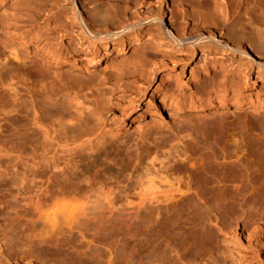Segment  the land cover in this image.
Returning <instances> with one entry per match:
<instances>
[{"label":"rangeland","instance_id":"obj_1","mask_svg":"<svg viewBox=\"0 0 264 264\" xmlns=\"http://www.w3.org/2000/svg\"><path fill=\"white\" fill-rule=\"evenodd\" d=\"M92 1L4 3L10 26L5 21L0 31V52L4 53L0 58V264H264V250L256 247L252 230H245L249 223L264 224V106L168 116V107L162 105L163 101L198 102L210 95L215 103L220 95L243 101L264 98V80H257L258 69L238 55L193 53L188 46L170 43L157 21L149 19L160 16L159 3L154 0L141 6L137 1L127 5L126 0H103L120 21L148 19L134 34L109 42L110 49L122 50L116 59L103 60L91 71L68 70L49 62L46 54L51 50L72 60L82 59L89 40L73 11L76 5L85 12ZM232 1L236 4L239 0ZM163 9L168 26L176 20L179 32L181 26L186 33L192 32L196 23L188 10L175 11L171 20L172 0L163 4ZM253 21L264 24V14L253 16ZM37 58L42 59L44 84L39 82L43 78L34 79L30 72L22 74ZM207 67L210 71L205 74ZM198 71L201 75L196 77ZM61 77L77 83L78 88L90 82L94 90L108 94L109 103L100 107L101 122L89 119L102 129L103 142L98 147L93 144L69 151L58 148L57 140L44 141L40 132L32 136L37 131L32 123L34 105L40 113L45 104L51 109L69 106L64 97H56L62 89L63 82H57ZM224 83L225 89L221 87ZM79 96L86 102L96 99L86 88ZM152 97L156 108L148 103ZM85 114V118L90 115L88 111ZM175 145L185 147L186 156L173 158V153L174 160L162 167H180L187 172L180 170L183 176L179 179L182 184L187 181L191 191L182 194L180 201V194L175 193L174 203L153 201L141 209L137 202L129 204L135 201V184L144 168L154 163L160 168L161 157L172 152V146L174 151ZM148 150L163 155L157 156L159 161L146 162ZM72 156L83 160L75 176L84 178L79 187L84 189L90 180L98 184L95 194L102 196L99 183L108 184L117 203L111 208L114 211L107 206V195H103L105 200H97L92 193L96 204L90 200L88 208L71 214L73 217L56 215L59 219L55 220L47 211L41 214L39 208L44 211L55 202L48 205L42 198L36 205V195L46 193L36 191L40 180L34 176L40 178L47 171V158L61 163ZM130 156L141 159L140 163L130 164ZM72 171H76L73 166L66 169L67 175L62 170L52 171L51 191Z\"/></svg>","mask_w":264,"mask_h":264},{"label":"bare ground","instance_id":"obj_2","mask_svg":"<svg viewBox=\"0 0 264 264\" xmlns=\"http://www.w3.org/2000/svg\"><path fill=\"white\" fill-rule=\"evenodd\" d=\"M5 1L6 0H0V31H2V29L4 28L5 21H6V26L7 25L10 26V24L8 23L9 21L7 22V18H6L9 15L5 16L7 15L6 11L4 10ZM135 1H137L136 3L141 6L147 0H134V1L126 0L127 5H131V3L133 4ZM154 1L159 3L160 16L149 19H154L157 21V23L160 25L162 34L169 40L170 43H173L177 46L179 45L188 46L190 48V51L193 53L196 52L197 50H203L205 52H211L212 54H220L221 56L238 55L240 58L247 60L248 63L251 64L252 68L258 69L259 75L257 77V80L259 81L264 80V24L253 21V16L258 14L260 15L264 14V0H239L236 4L235 1L232 0H214V2L212 0H172V6L174 7V10L172 9L171 11L172 14L171 20H173L172 18L176 17L175 11L184 13L188 10L189 15L192 17V20L195 21L196 24L193 26V30L189 34L186 33V28L184 26H181L183 27L181 28L182 30H180L181 32L177 30L176 28L177 26L175 23L176 20L172 22V27L166 24V21L163 18V15H165L163 4H167L168 0H154ZM86 10L85 12H81L79 8L75 5L73 11L74 12L73 16L75 18L74 20L78 23V26L80 27L84 36H87L89 40V46L87 49L84 50V55L82 59L80 61L72 60V58L65 53L55 52L54 50L53 51L51 50L52 53H50L51 51L48 52L44 49V52L45 51L48 52L46 55L47 58H49V60L51 61H49L45 56L46 60L52 62L58 67L65 66L66 69L68 70L78 68V69H84L86 71H91L95 67L99 66V64L103 60L111 58L112 56H114L113 58L116 59L117 56L122 52L120 48H116L115 50L109 48V42L111 40L118 39L121 37L123 38L127 33H130L131 35L132 33L134 34L139 28L140 24L148 20L146 19L144 21L139 20L135 22H130L128 20L123 21L121 19L120 21V18H118L119 16L115 12L110 11L106 6H104L103 0H93L91 2V8ZM3 15L5 17H3ZM14 18H16L17 20L16 16ZM10 21H12V19ZM17 27L18 25L16 24L15 29L18 30ZM22 28L19 27V29ZM195 31L197 32L195 33ZM2 55H4V53L0 52V58H2ZM41 60L42 59L37 58L36 61L33 62L32 66L28 69V71L23 70L22 74L26 75L29 74L30 72L31 76L34 79H38L40 77L43 78L39 82L44 84V82L45 81L47 82V80L45 79V74H44L45 71ZM204 69H205L204 70L205 74L209 73L210 70L208 67ZM195 75L196 77H199L201 73L198 71V73H196ZM63 79L61 77L58 78L57 80V82L60 84L61 82H63V85L61 84L62 89L57 93L56 97L59 95L64 97L65 102L68 101L69 106L64 108L61 107V108L51 109L50 106H47L45 104L42 108V113H40V110L37 108L36 105H34L33 106L34 117L32 123L36 124L37 131L36 130L33 131L32 136L40 132L44 141L57 140L55 145L58 148H68L70 149L69 151L76 150L77 148L80 150L88 145L90 147L93 144H96L98 147V144L100 145V143L103 142L102 141L103 135L101 133L102 129L100 126H98V124L103 119L101 116L100 107L103 104V102L109 103L110 99L108 98V94L106 92L101 93L99 92V90H94L93 89L94 86L93 85L91 86V84H89L90 82L82 84L81 85L82 87L78 88L77 83L74 85L70 81L72 83V85H70L71 84L70 82L68 81L65 82L63 81ZM179 80H180L179 78L175 77L176 82H180ZM221 85H222L221 87L225 89L226 87L225 83ZM253 85L254 83L250 84V87H252ZM85 88L89 89L94 94V96H96V99L93 100L88 99V102H86L83 99L84 98L83 96L80 97L79 96L80 92ZM212 97L214 96L210 95L208 96V98H206V100H200L198 102L191 101L185 103L184 102L166 103L163 101L162 105L164 107H168V111L167 112L165 111L166 115L168 116H176L187 113L197 114L214 108L218 109L219 110L218 112L220 113V111L223 112L228 108H235L239 110L241 108H248V107L259 108L264 106V98L259 96H257L255 99L250 97L247 101L245 100L243 101V100H233V99L229 100L226 95L223 96L220 95V98L217 103L213 101L214 98ZM47 99H49L50 104L52 105V101H53L52 98L48 97ZM155 102H156V98L152 97L148 103L149 105L154 107ZM70 106H72L73 108L71 109ZM137 109L138 107L134 109V113L137 112ZM87 111L90 113V115L85 118L86 116L85 112ZM129 111L130 108L128 112ZM91 118H93L96 122H98L97 126L95 124L90 123L89 119ZM96 140L97 142H95ZM176 148L177 146L173 151V146H172L171 149L172 152L169 150L170 152H167V154L163 155L161 153V155H163V158L161 157V155L158 154L161 157V160L159 162L161 164L160 168H157L156 165H154L155 164L154 162H153L154 164L152 165L150 164L151 165L150 167L149 165H147L148 167L144 168V171L141 172L142 174L140 175L139 179L137 180V183L135 184V189L136 191L138 190L137 194L135 195L136 197L135 201L130 200V202L133 201L134 203H129V204L135 205V203L137 202L136 206L137 208L138 207L140 208L142 206L144 207L148 203L150 204L153 201L159 204L161 203L166 204V202L168 201L172 202L173 200L172 203H174V201H176V197H175L176 195H174L175 193L177 195L180 194L179 196H181L182 194L184 196L185 193L188 194V192L191 191L189 184H187V181L185 184H182L181 183L182 180L179 179V176L182 175L181 171H184L182 170V168L178 167V169L177 168L175 169L170 167L164 169L162 167L163 164L168 165L166 164L167 162L170 164V161L174 160L172 159L173 153L175 155L173 156V158L176 157V155H180V156L184 155L183 157L186 156L187 152L184 151V149L186 150L185 147L184 149L179 148V146L177 149ZM137 151L140 150L138 149ZM166 151H168V148L166 149ZM158 155L157 153L148 150V154L146 156V158L148 159H146V162L155 161L156 159L158 160L157 158ZM128 159L130 164L134 163V161L135 164L140 163L141 161V159H139L138 157H136V159L134 160L133 157L130 156L128 157ZM46 161H47V166H46L47 171L44 172L40 178H38L37 175L34 176V179L40 180V183L36 185V189H37L36 191L39 190L41 192L42 190L44 191L43 193H46V195L44 194L43 196L36 195V200H37L36 205L41 204L42 198H44V201H47V203L45 202V204H48V202L50 201L55 202V204H53L54 206L48 204L50 205L48 206V208L50 207L51 209L48 210L47 208L44 211L42 207L43 205H40V207H42V209L39 208L41 214L47 211L46 213L47 214L49 213L48 217L53 216L52 219L55 218L57 219L58 216H63V215H65L64 217H67L68 214L76 215L75 212L77 211L81 212L82 210H86L88 208L87 206L89 205L90 200L91 203L92 201L95 200L94 202L96 204L97 200H100L101 197H104L103 195L105 196L107 195L106 196L107 198L104 197L101 199L105 200L106 198L105 201L106 203H108L107 206L109 205L110 209L115 206L116 200L114 201L115 198L113 199L111 196L113 192L108 190L110 187L108 184H107L108 186L104 184L105 182H102L103 184L99 183V187H98V189L101 190L103 194L102 196L98 195L97 192L99 191L97 190H96L97 194H95L94 192L95 187H97L98 184H94V182L93 184H91L92 182H90V180H88L89 181L88 182L85 174H84V177L86 178L85 180L87 181V183H90V185L85 184L87 186L84 189H81L79 187V184L84 182L83 181L84 178L81 177L83 179L82 180L79 177L75 178V176L77 175L78 163L83 162V160L80 159V161H78L77 157L72 156L66 158L61 163L51 162L50 158H47ZM69 166H73V169H75L76 171L74 172L72 171L67 177V179L64 181V183L61 186H59L56 191H51L50 173L52 171L62 170L63 172L62 174L67 175L65 171ZM82 173L85 172L83 171ZM185 173H186L185 175H187V172ZM74 178L75 181H73ZM191 179H193V176ZM199 181L200 180H198V182ZM199 184L202 183L199 182ZM103 191H105L106 194H104ZM92 193L95 194L94 196L96 197L98 196L99 199L97 197L96 200L94 196H93L94 198H92ZM180 198L178 201L182 200V196ZM111 210L114 211L113 209ZM79 212H77V214ZM257 220L260 221V219ZM254 223L251 224L249 223L247 227L245 226V230L246 231L249 229L252 230L253 234L251 235V238H255L254 240L255 243L257 244L256 247L257 248L260 247L262 251L264 250V226H263L264 224L258 225L257 223H255L256 226L257 225L258 226L257 227L255 226L254 227L255 229H251V227L253 228ZM159 263L162 262L160 261ZM163 264L165 263L163 262Z\"/></svg>","mask_w":264,"mask_h":264}]
</instances>
